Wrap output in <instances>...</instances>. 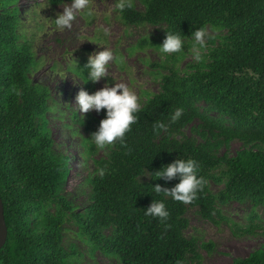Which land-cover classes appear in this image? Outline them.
Instances as JSON below:
<instances>
[{"label": "trees", "instance_id": "1", "mask_svg": "<svg viewBox=\"0 0 264 264\" xmlns=\"http://www.w3.org/2000/svg\"><path fill=\"white\" fill-rule=\"evenodd\" d=\"M16 2L0 0V200L7 231L0 264H71L79 254L63 244L70 218L92 253L119 264H198V247L211 250L212 244L184 235L188 208L214 222L223 218L219 207L231 202L264 206V0H138L141 9L120 3L123 25L161 26L162 39L166 31L191 38L201 25L223 34L216 42L210 38L206 60L161 76L159 91L139 107L124 143L106 146V156L94 162L90 202L80 213L64 195L67 158L54 151L47 127L49 90L29 78L36 61L31 42L18 32ZM176 108L183 111L173 122ZM195 121L193 135H185ZM234 140L240 150L218 155ZM177 158L194 159L204 180L187 204L152 188L178 182L151 176ZM211 182L222 188L211 192ZM152 199L164 201L166 220L144 215ZM231 264H264V250Z\"/></svg>", "mask_w": 264, "mask_h": 264}, {"label": "rangeland", "instance_id": "2", "mask_svg": "<svg viewBox=\"0 0 264 264\" xmlns=\"http://www.w3.org/2000/svg\"><path fill=\"white\" fill-rule=\"evenodd\" d=\"M122 1H130L141 9L138 0H91L88 9L75 14L71 27L58 31L54 18L71 2L51 5L47 0H17L20 25L18 32L29 40L34 52L35 66L29 72L32 82L45 86L50 93L49 110L45 115L54 151L67 158L68 175L64 195L80 213L90 202L89 178L94 175V162L105 157L108 147L98 149L90 140V134L104 118L105 110H90L83 115L75 104V96L80 89L92 93L103 87L124 83L138 97L139 107L147 98L160 89L161 76L170 70L183 73L189 64L206 60V52L211 47L210 38L223 33L208 28L206 46L200 48L192 38L184 39L182 50L162 53L160 44L161 26L123 25L119 19L118 6ZM107 30V35H105ZM109 48L114 59L107 65V75L97 82L87 81L84 65L90 53ZM115 80V81H114ZM214 117V114H210ZM75 116V117H73ZM185 135H193L191 128ZM88 144L93 151L87 153ZM241 149V143L234 140L222 147L218 155L233 156ZM211 192L216 193L222 184L210 183ZM221 216L214 222L202 219L196 208H188L186 218L189 226L186 237H195L197 244L211 243L212 249L198 247V264H231L233 259H243L255 250H264V206L252 209L248 203L231 202L219 207ZM254 214L256 218L250 219ZM253 226L251 233L244 230ZM256 226V227H255ZM64 246L73 244L78 254L71 264H119L116 258L105 256L99 251L91 252L86 238L80 236L73 219L65 223Z\"/></svg>", "mask_w": 264, "mask_h": 264}, {"label": "clouds", "instance_id": "3", "mask_svg": "<svg viewBox=\"0 0 264 264\" xmlns=\"http://www.w3.org/2000/svg\"><path fill=\"white\" fill-rule=\"evenodd\" d=\"M88 5L89 0H71V4L65 6L53 19L56 30L62 31L71 27V22L79 10H85L88 15H91ZM119 6L122 8L124 5L120 4ZM104 34H108L107 30ZM190 36L200 48L205 47L209 38L208 26L201 25L195 28ZM183 44L184 41L180 34L166 31L165 37L159 46L162 53H175L182 50ZM113 59V53L107 47H102V50L90 53L84 65L87 75H84L85 79L82 80L97 82L105 77L107 75V65ZM75 104L82 115L90 110H95L98 113L101 109L105 110L104 118L99 121L97 129L90 134V140L98 149H104L115 141L123 144L125 133L129 130L130 125L135 122V113L139 109L138 97L128 86L117 82L109 86L107 81H105L103 87L92 93L80 89L75 96ZM182 111L181 108H176L171 114V121H176L181 116ZM155 127L163 128L164 125L158 124ZM98 174L103 176L104 170H98ZM151 174L152 177L165 180L178 178V182L171 188H162L158 183L153 185L152 188L157 194L163 193L164 196L185 204L190 203L196 197L197 191L204 183L203 177L197 175V163L192 158H177ZM144 215L159 218L163 221L167 219L169 213L163 200L152 199L151 203L144 209Z\"/></svg>", "mask_w": 264, "mask_h": 264}, {"label": "water", "instance_id": "4", "mask_svg": "<svg viewBox=\"0 0 264 264\" xmlns=\"http://www.w3.org/2000/svg\"><path fill=\"white\" fill-rule=\"evenodd\" d=\"M6 235H7V231H6V226L4 222V216H3V206L0 200V249L6 241Z\"/></svg>", "mask_w": 264, "mask_h": 264}]
</instances>
